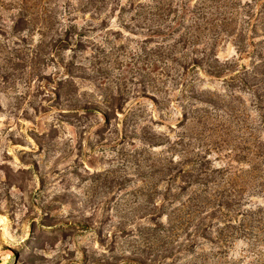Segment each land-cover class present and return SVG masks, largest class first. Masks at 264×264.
Here are the masks:
<instances>
[{
    "label": "rangeland",
    "instance_id": "obj_1",
    "mask_svg": "<svg viewBox=\"0 0 264 264\" xmlns=\"http://www.w3.org/2000/svg\"><path fill=\"white\" fill-rule=\"evenodd\" d=\"M96 12L85 0H0V264L193 261L160 257L159 224L180 207L165 200L168 163L184 158L181 141L224 161V113L200 100L231 89L180 67L178 34L151 35L110 6ZM200 243L210 264L256 261L244 239Z\"/></svg>",
    "mask_w": 264,
    "mask_h": 264
},
{
    "label": "trees",
    "instance_id": "obj_2",
    "mask_svg": "<svg viewBox=\"0 0 264 264\" xmlns=\"http://www.w3.org/2000/svg\"><path fill=\"white\" fill-rule=\"evenodd\" d=\"M124 1L85 0V5L98 15L109 6L120 14L130 13L133 24L144 29L142 21L151 35L178 34L177 44L182 43L185 51L180 67L203 68L231 89L227 99L200 100L224 113L218 136L224 145L216 151H224V161L216 162L207 151L191 152L190 143L175 144L186 154L168 163L170 188L165 200L170 206L179 202L180 207L166 214V225L159 224L166 232L160 257L186 254L185 259H193L191 264H210L198 240L225 249L244 239L246 255L256 258L252 264H264V0H208L211 4L202 0L200 6L189 8L180 0H133L128 9ZM225 44L231 45L225 48L228 54L222 50ZM189 51L192 56L186 54ZM190 114L192 120L209 121L205 114L193 110ZM173 181H179L175 193ZM226 257L215 256L213 264L242 263Z\"/></svg>",
    "mask_w": 264,
    "mask_h": 264
}]
</instances>
